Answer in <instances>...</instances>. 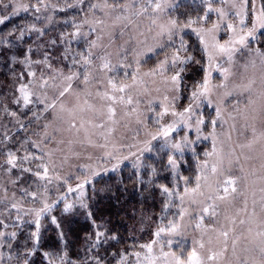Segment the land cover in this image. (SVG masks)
Here are the masks:
<instances>
[{
    "label": "snow or ice",
    "instance_id": "6c2138e0",
    "mask_svg": "<svg viewBox=\"0 0 264 264\" xmlns=\"http://www.w3.org/2000/svg\"><path fill=\"white\" fill-rule=\"evenodd\" d=\"M201 4L196 16L181 20L170 11L172 0H0L6 10L0 25L32 14L30 23L0 33V264H35L37 255L47 264H264V132L254 126L264 119V48L253 46L264 36V0ZM69 9L83 15L64 21L71 31L49 35L55 13ZM81 40L83 50H73ZM158 51L163 59L142 71L143 58ZM257 66L259 108L252 99ZM193 70L198 78L189 83ZM243 92L249 94L244 110L237 101L229 111L231 98ZM238 116L252 127V138L232 146ZM122 122L130 135L117 141ZM203 141L211 147L201 158ZM73 145L95 152L84 155ZM185 153L196 161L194 177L182 172ZM72 159L89 163L75 165L78 174L65 173ZM256 159L259 173L245 167ZM126 161L134 186L159 193L161 216L150 240L109 251L103 245L115 247L111 242L122 237L100 230L92 202L103 193L119 197L94 181ZM53 186L66 189L56 200ZM60 202L62 214L80 213L96 229L83 257L69 256L54 215L50 223L64 248L55 254L41 248L42 220Z\"/></svg>",
    "mask_w": 264,
    "mask_h": 264
},
{
    "label": "trees",
    "instance_id": "16d2710c",
    "mask_svg": "<svg viewBox=\"0 0 264 264\" xmlns=\"http://www.w3.org/2000/svg\"><path fill=\"white\" fill-rule=\"evenodd\" d=\"M5 2H7V0H5ZM24 2H28V0H24ZM55 2H57V0H53V3ZM60 2L63 3V0H60ZM86 2L95 3L97 0H86ZM172 2L175 7L170 9V11L181 20L189 16H196L202 8L201 0H172ZM3 14H6V10L0 8V15ZM82 15L83 13L80 12L79 9H69L66 12L55 13L54 23L48 29L49 35L55 37L61 31H71L72 29L70 26L65 24L64 21L72 20L73 18L79 19ZM97 16L103 18L100 13H97ZM31 21V13H21L19 16H13L10 20L6 21L5 24L0 25V33H7L12 29L13 25L30 23ZM37 23L39 24L40 22L38 21ZM188 35L191 36V33L189 32ZM126 38L127 35L124 36L123 40L121 39L119 41L118 39L116 44H123ZM258 38L260 43L257 45L256 42H253V46L264 48V36L258 34ZM192 39L194 40L195 37L192 36ZM84 47L85 44L82 40L73 42L72 44L73 50H83ZM160 59H163V53H159V51L157 53H151L143 59L145 63H143L142 66L151 68ZM120 71L121 70L117 69L118 73ZM129 71H131V69H129ZM187 78L190 83L192 80L198 78V73L193 70L188 74ZM0 79H3V77H0ZM206 111L208 113L212 112L211 109H206ZM13 131H16V129H13ZM209 148L210 141H203L198 145L197 150L201 158H203V151H207ZM145 158L154 157L153 154L146 153ZM185 159L188 163L183 166L182 172L184 175L194 177L196 172V161L193 159L191 153H185ZM130 163L131 162H125L122 164L117 172H103L97 176L94 181L97 189L104 188L105 186H112L113 192L119 197L117 200L115 196L103 193L98 195L92 202L94 218L96 224L100 226V230L103 231L107 229L122 237L121 243H117L116 241L111 242V245L115 247H111L109 244L103 245V247L109 248V251H115L122 247L131 248L134 243H144L150 240L152 238L151 233L159 222L158 217L161 216L162 203L159 193L157 192L155 196H152L148 192H142L138 186H134L133 182L128 179L133 171L130 167ZM166 175V173L161 174L162 177ZM161 182L169 183L170 181L162 178ZM2 183L3 181H0V184ZM117 184H119V191L116 190ZM91 188V185L88 186L89 195H91ZM65 191L66 189L62 188L60 192H57L53 186L51 190V200H56V198ZM75 198V193L68 195L69 202ZM26 206L32 205L28 204ZM62 208L63 202L56 204L51 213L42 220L44 227L42 229L41 248L43 251L53 254L64 248V242H61L57 237V232L59 230L50 223V217L54 215L61 222L62 230L65 232V242L67 244L69 256L73 259L83 257L85 255L84 250L90 242L86 240V237L93 234L96 229L92 222L86 219L82 214H62ZM172 211L174 212L175 209H172ZM168 218L171 219V215H169ZM31 228L32 225L25 226L26 230ZM187 246L186 243L185 247ZM32 259L35 261V264H47V261L40 255ZM108 259L111 260V256H109Z\"/></svg>",
    "mask_w": 264,
    "mask_h": 264
},
{
    "label": "rangeland",
    "instance_id": "374dc122",
    "mask_svg": "<svg viewBox=\"0 0 264 264\" xmlns=\"http://www.w3.org/2000/svg\"><path fill=\"white\" fill-rule=\"evenodd\" d=\"M123 38H121V39L123 40ZM121 39H119V41ZM114 48H115V45H114ZM150 54L151 53H149L148 55H150ZM113 63H116L115 58H113ZM148 69H149V67L142 66V71H147ZM252 71H253L252 69L249 70L250 73ZM255 74H256V78H257V84L254 86L252 99H254L256 101V106H257V108H259L260 104L262 103L260 97L257 95V93L260 90V83H259L260 70H259V66H257V69L255 70ZM235 82L236 83H244L246 81L242 77H237ZM248 99H249V94L247 92H243L242 94L234 95V97L231 98V103H229L227 105V108H228L229 111H231L232 106L235 105L237 103V101H239V108L241 109V111H243ZM141 107L143 109L144 105H141ZM233 114L235 115V113H233ZM229 123H233V121H229ZM235 124H236V131H233L231 133L232 141L230 143H231L232 146H235V145L240 144V143H246L248 140H250L252 138V127L250 125H246L245 120L243 119L242 116H238L237 117V120L235 121ZM254 126L256 128L257 134H259L260 132H264V119H257L254 122ZM115 127H116V130H115V132L113 134V138L115 140L119 141L122 138H126L127 136L130 135L129 128H125L123 126V122L121 124L115 126ZM130 127H135L134 123L132 125H130ZM217 130H218V132L222 131L219 128ZM224 130H227V125L225 126ZM65 135H67V134H65ZM64 147H65V151L67 152L68 151V146L65 145ZM71 147L75 151L82 152L84 155H87L88 152H95V150H93L91 148H87V145H85L84 148H81L80 145H73ZM210 147H211V144H210ZM226 148H227V145H226ZM209 150H210V148H209ZM237 152H239L238 148H237ZM126 162H130V161H126ZM69 163H70V165H72V167L65 166L64 172L65 173L71 172L72 174H78L77 170L75 168V165L89 163V161H87L86 159H80V160L72 159V160H70ZM260 163H261V161L259 159L248 161L245 164V167L253 169V170H255V171H257L259 173ZM109 167H110V165H109ZM234 172H235L236 175H239L238 169H234ZM101 173H103V171H101ZM257 198H258V196H257ZM241 206H242V202L238 199V201L236 203V207L238 208V207H241ZM249 211H251V196H249ZM257 212L259 214V208H257ZM223 213H224V210L222 208L221 209V217H220L221 223H223ZM206 221H207V218H206Z\"/></svg>",
    "mask_w": 264,
    "mask_h": 264
}]
</instances>
